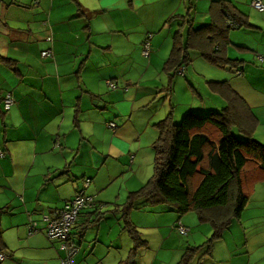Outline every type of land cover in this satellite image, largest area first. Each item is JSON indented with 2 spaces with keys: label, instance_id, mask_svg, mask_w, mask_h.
<instances>
[{
  "label": "crops",
  "instance_id": "crops-1",
  "mask_svg": "<svg viewBox=\"0 0 264 264\" xmlns=\"http://www.w3.org/2000/svg\"><path fill=\"white\" fill-rule=\"evenodd\" d=\"M187 1L0 0V211L19 235L11 245L3 237L5 218L0 219V249L10 251L4 262L63 264L67 251L44 230L50 216L80 191L93 204L73 229L75 264H252L243 255L264 250V169L256 163L245 167L243 190L250 200L237 226H230L239 227L236 234H229V227L208 244L213 229L195 213L190 214L211 229L188 219L190 214L145 208L130 213L139 244L122 217L110 218L121 214L131 192L146 185L137 162L162 135L156 121L167 111L166 103L154 111L158 83L149 85L148 77L154 67L158 74L163 71L160 81L164 71L168 76L190 71L191 48L205 66L227 71L230 76L212 90L231 103L227 107H235L234 125L264 145V12H249L251 0H227L241 17L237 26L213 0L201 27L224 17L227 30L225 38L212 35L208 41L209 34L195 22V0L194 17L181 21L177 30L181 45H188V60L172 72L160 36L171 33L175 19H183ZM147 43L148 59L143 55ZM8 94L14 103L6 110ZM179 221L192 230L186 238L175 228ZM32 224L38 226L34 234ZM189 249H196L192 256H186ZM261 259L253 264H264Z\"/></svg>",
  "mask_w": 264,
  "mask_h": 264
},
{
  "label": "trees",
  "instance_id": "trees-1",
  "mask_svg": "<svg viewBox=\"0 0 264 264\" xmlns=\"http://www.w3.org/2000/svg\"><path fill=\"white\" fill-rule=\"evenodd\" d=\"M189 2L187 1V15L191 17L195 10V0ZM228 3L230 1L227 0L213 2L214 7L220 4L222 10L234 18L236 25L241 26L238 25L241 23V17L229 9ZM187 15L183 19H186ZM221 20L223 22L200 28L203 35L209 34L208 41L212 35H217L219 39L225 38L227 20L224 17ZM180 34L178 31L174 36L175 47L167 63L173 66L172 72L188 60V45H181ZM170 76L173 77L174 74ZM235 95L240 98L236 93ZM232 108L235 107L212 111L209 116L190 113L183 118L181 124L170 123L162 127V135L153 147L154 176L141 189L131 192L120 210H124L121 217L125 225L131 228L134 241L141 244L138 230L131 222L130 213L132 210H141V200L144 201L142 206H171L180 216L195 213L202 224H209L213 229L214 235L208 240V244L220 238L231 224L242 218L250 200L243 190L245 167L249 163H256L264 169V145L250 132H244L241 136L234 133ZM87 183L90 186L89 180ZM86 209L80 212V216ZM56 216H50V219ZM181 226L187 230L186 234H181ZM175 228L184 238L192 233L182 221H179ZM29 230L30 234L36 233L37 224H32ZM44 231L49 239L57 240L63 246V241L49 236L47 225ZM75 236L72 230L71 243L78 249ZM189 250L186 256H192L190 252L196 249ZM5 259L6 254L0 249V264H3Z\"/></svg>",
  "mask_w": 264,
  "mask_h": 264
},
{
  "label": "rangeland",
  "instance_id": "rangeland-1",
  "mask_svg": "<svg viewBox=\"0 0 264 264\" xmlns=\"http://www.w3.org/2000/svg\"><path fill=\"white\" fill-rule=\"evenodd\" d=\"M212 2L213 0H198V8H197L198 14H196L197 16L195 20L196 24L198 25V26L196 25L197 27L201 28V25L204 23V19L207 16L206 14H208V12L210 11L212 7ZM247 7H248L247 9L249 10V12H253L254 14H257L255 13L256 10L253 9V7L251 6V3L248 4ZM187 13H188L187 7L185 8L184 6V12L182 14L187 15ZM8 17L11 18L13 16H8ZM188 17L189 16L187 15V18ZM193 17L194 16H191V18ZM181 21L183 22L184 19L182 20L175 19L174 22L172 23L171 33L165 32L160 36V41L163 44L164 49H167V51H164L165 52V55H164L165 63H167V61L170 58V55L173 49V44H174L173 38L174 36H176L175 34L178 32L177 30L181 28L180 26ZM199 57H200L199 54L194 49L191 48L190 49V59L192 61H191V64L189 65L190 71H186L184 74L179 73L175 75L174 77H176L177 79L176 81H174L173 79L174 77L172 78L171 76L167 75V71H164V76L162 78V81H160L159 75L163 74V71L161 69L160 73L158 74V71L155 67H154V70L151 72V76L148 77L152 81V82H149V85H154L158 83L157 97L153 104V106L156 108L154 111L162 110V106L164 102L166 103V108H167V111L165 112V114H162L156 121L158 128L162 129L164 125L166 127V125L170 123H173L174 125H179L182 123L183 118H185V116H187L190 113L199 114L202 116H209L212 111L223 110L224 108L229 106V104H231L226 99L223 100L220 96L215 95L214 94L215 91L212 90V87L219 85V82L220 83L224 82L223 76L228 75L226 73L227 71L222 72L220 71V69H217V68L214 69L209 66H205L204 63L200 61ZM146 58L148 59V57ZM196 70H199V72H196ZM212 70L215 72V74H217L216 76L211 73ZM147 79L145 81H148ZM215 82L217 84H213ZM217 106L219 107V109ZM168 120L170 122H167ZM233 131L238 136H241L243 134V132L239 130L237 124L234 125ZM144 151H145L144 156H141V161L139 160L137 162V166L140 167V176H139L140 181L143 180V183H142L143 185L145 183L147 184L151 180V178L154 176V173H155L154 171L155 170V164H154L155 163V156H154L155 152H153L154 148L144 149ZM131 186L132 185L130 184V188ZM139 203H140L139 209L141 210H145V208H147L148 210L152 212H156L158 211V209H166V210H170V213L172 211L176 212L175 209H173L171 206H142L141 204L144 203L143 200H141ZM141 210H138V211H141ZM121 213H124L123 209ZM3 215H4L3 211H0V219L5 218V217L1 218ZM116 217H121V214L120 213L111 214L110 216L111 221L115 222L114 218ZM187 217H189L188 219H195L196 223L200 227H206L207 229H211L209 225H201L198 222L197 216L195 214H190ZM163 218H166V217L157 219V223L160 224ZM4 222H5V225L3 227V237L4 238L6 237L9 243L11 245H14L16 242L19 241L18 230L10 226L11 222L9 219L5 218ZM164 223L165 221L162 222V224ZM237 223L238 222L235 221L232 225L237 226ZM231 227L229 228L228 233L236 234L235 230L238 229L239 227L235 229H232ZM193 230H195V228ZM241 231L242 230L239 229V232ZM210 235L212 237L214 235V232H212V234ZM145 237H147V235H145ZM209 237H206V238H208L209 240ZM205 240L206 239H204V241ZM2 250L4 253L10 254V251H7L6 247L2 246ZM243 256L246 258L248 257L252 261L251 263L253 264L261 258H262L261 260H264V250L261 249L257 252L252 251L250 254L243 255ZM4 261H3V264H21L19 258H17V260H12L14 261V263L11 262L10 260H7L6 262Z\"/></svg>",
  "mask_w": 264,
  "mask_h": 264
},
{
  "label": "built area",
  "instance_id": "built-area-1",
  "mask_svg": "<svg viewBox=\"0 0 264 264\" xmlns=\"http://www.w3.org/2000/svg\"><path fill=\"white\" fill-rule=\"evenodd\" d=\"M251 6L258 12H264V0H251ZM151 52L150 43H147L143 55L149 57ZM51 54V51L44 52L43 57L47 58ZM264 60V58L262 59ZM184 69L180 70L179 73L183 74ZM14 103L11 94H8L4 100L6 110H9ZM110 127H116L111 124ZM4 157V152L0 149V158ZM86 187L89 183H85ZM93 204V199L86 195L84 191L77 193L75 199H73L61 214L57 215L54 219L47 220V230L50 237L60 239L63 241V249L68 253V259L63 261V264H75L72 260L74 255L78 252V249L71 243V231L76 225L80 212ZM181 234H186L187 230L184 227H180Z\"/></svg>",
  "mask_w": 264,
  "mask_h": 264
}]
</instances>
